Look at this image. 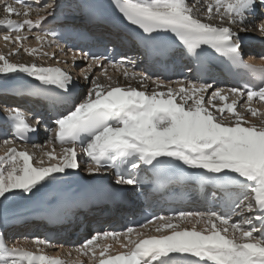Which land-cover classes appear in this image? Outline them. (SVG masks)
Listing matches in <instances>:
<instances>
[{
	"label": "snow or ice",
	"instance_id": "6c2138e0",
	"mask_svg": "<svg viewBox=\"0 0 264 264\" xmlns=\"http://www.w3.org/2000/svg\"><path fill=\"white\" fill-rule=\"evenodd\" d=\"M115 4L129 24L146 34V41L171 34L182 53L197 61L210 49L231 66L253 74L260 86L226 91L185 78L175 88L145 71L130 70L127 65L135 61L126 57L114 61L103 54L69 49L73 65L78 57L88 61L81 71L91 87L84 99L54 120L53 135L47 141L53 147L44 152L47 166L43 158L15 147L0 155V203L17 195H35L57 174L79 171L82 154L89 175L114 169L116 184L136 186L145 183L150 173L157 188L191 182L201 194L209 192L211 203L220 209L181 211L175 216H155L139 228L97 232L77 249L88 257V264H264V119L259 123L249 119L259 113L250 102H264V57L260 64L245 60L239 35L251 30L264 36V19L256 22L264 0H115ZM0 9L4 13L0 26L6 29L0 38L19 46L10 55L21 48L29 55L36 53L38 49L24 46L29 37L21 33H33L43 43L46 34L40 30L54 17V5L0 0ZM59 63L13 62L0 54V75L26 74L39 88L54 86L71 94L73 76ZM109 67L136 86L121 85L119 76L109 75ZM95 69L101 70L99 75ZM229 96L234 98L226 102ZM244 97L240 110L238 102ZM4 111L13 127V139H5L4 145L38 131L18 107ZM185 169L191 174H185ZM108 239L119 245L115 254L114 245L104 243ZM33 243L35 251L18 242L9 246L0 233V264H68L47 254L48 239L37 237Z\"/></svg>",
	"mask_w": 264,
	"mask_h": 264
},
{
	"label": "bare ground",
	"instance_id": "6f19581e",
	"mask_svg": "<svg viewBox=\"0 0 264 264\" xmlns=\"http://www.w3.org/2000/svg\"><path fill=\"white\" fill-rule=\"evenodd\" d=\"M43 1V2H42ZM62 2V3H61ZM44 4H53L54 5V15L57 14H62L63 12H68L69 14H72L74 18L80 17L81 13V6L76 3L73 0H40V5ZM77 11V13L73 12ZM4 16V13L2 9H0V19H2ZM13 19H23V17H12ZM32 19H35V14L32 15ZM51 17L48 18V20ZM81 18V17H80ZM261 19L260 16H256V22H258ZM47 20V21H48ZM42 29H44V24ZM6 31L5 28L0 26V36ZM41 31V30H40ZM100 31V30H98ZM22 35H27L29 38L24 41V46L28 48H36L38 49V54L34 55V60L33 55H29L24 51V53H19L15 55H10V52L13 50L14 47H19L18 45H13L12 43H6L2 38H0V54H4L8 57L9 60L13 62H22V63H32L36 62L38 64H42L44 66H56L57 61H60L59 65L60 67L64 68L65 64H68L71 68L74 69L76 73H78L77 78H73L74 84L72 87V90L74 92V103H79L80 102V97L84 87L86 85H90L89 82H86L82 76H79V74L82 75V69L86 67V64L88 61H85L81 58H77L75 65L72 63V54L69 51V49L61 51L60 48H49L48 44L49 41L47 38L44 40L46 41V47L41 46V42H38L35 40L33 33L30 32H23L21 33ZM42 34V33H41ZM241 35L250 37L252 39H256L253 37H260L256 39L257 41L252 44L251 46L249 44L243 45L242 46V52L245 53V58L247 60H253L255 57L253 56H263L264 55V36H261V34L257 31H247V32H240ZM15 35V34H13ZM98 35L109 38L107 36V30L104 29L102 32H100ZM262 37V39H261ZM114 41L110 39V43H113ZM40 44V46L38 45ZM6 49V52L3 50ZM23 51V48L20 49V51ZM79 50V49H75ZM120 51L126 53L127 55L132 54L133 58L136 59V64H128L127 67H129L130 70L133 71H145L149 75H151L153 78L159 77L160 79L166 81V82H171V86L178 88L180 85L177 83L180 80H183L182 76H174L172 78H164L162 77L157 70H155L152 66L145 65L144 58L142 57V53L139 52L135 46H121ZM47 52L49 55L45 56L43 53ZM52 53H55V57H52ZM127 55H123V57H126ZM139 57V59H137ZM48 60L47 62H45ZM64 61H67L68 63H64ZM257 62L260 64L262 62L261 58L257 59ZM70 63V64H69ZM187 70V79L188 80H194L192 77V74ZM71 72V70H68ZM100 69H95V74L99 75L100 74ZM109 75H112L114 79L116 77L119 78V83L121 85H125L127 83H132L134 86H136L135 81H125L122 76H120V73L116 72L114 69L109 67ZM30 78L26 76V74H9V75H0V87H10L13 85L16 86H21L23 90H28L30 89L27 86V83L25 82V79ZM101 80H104V77L101 76ZM210 83V82H208ZM216 88H223L227 89L225 87V84L222 82V84L216 83L214 84ZM91 87V85H90ZM20 88V87H19ZM39 85L36 86V91L38 92H43L42 88H39ZM211 91V90H209ZM83 94V93H82ZM72 95V91H71ZM82 97V95H81ZM85 96L81 98L84 99ZM3 101L4 103H8L10 107H18V108H26L29 109L30 111L28 112H33L35 113V118H40V125L38 126V131L35 135V139L27 145H17V144H9V145H4L3 141L8 138V134H3L0 136V155H4L5 151L9 147H15L19 151L27 150L29 153L33 154L37 159L43 158L45 161V165L49 163L48 158L44 156V152L50 151L53 147L52 144L47 143L49 140V137L53 135L52 129H54L55 124H54V119L50 117L49 114L41 113L42 109V103H39L37 100H32L28 98L27 96H23L20 98L16 97H5L0 95V102ZM226 102H231L230 99ZM217 103H224L217 101ZM246 103V97L242 98L240 102H238V106L240 110H243L244 104ZM251 103V106L253 108H256L259 110V112L262 110L264 113V102L259 101L258 99H254ZM71 107H64L62 108L64 112L66 113L68 110H70ZM3 109V107H0ZM5 113V112H4ZM249 119H251L254 123H259L261 119L263 118H253L249 116ZM45 125L47 126L45 129ZM55 151L56 154H59L61 151V145L57 142L55 143ZM43 148V151L41 149ZM79 159L81 160V169L79 171L75 170H67L66 173L64 174H57V179L52 181L51 183L46 184L43 188L40 189V191L36 192L35 195H32L30 197H24L21 195H17L15 197H9L8 200L3 201L0 203V232L2 230L5 239V243H9L10 239L12 244L18 242L20 247L26 248V249H31L33 251L36 250V246L33 243V241L39 237L40 239H46L42 233V228L44 229V222H39L37 219L29 222L30 218V213L31 209L34 206V203H38V205H44V206H61V205H66L69 201L66 199L65 195L69 194V191L77 186L80 185H86L89 183V176H85L82 174L83 168L85 165L83 164V161L86 159L82 154L79 156ZM55 163V161H52ZM137 190L136 192L142 193L143 196L148 197L145 191V187L143 184L136 185ZM193 198L196 200L197 194L195 191H191ZM208 195V193H207ZM208 202L203 203V202H198L197 200L195 201V204L190 206L188 209V212H194V211H206L209 208H213L216 210H220L218 206L211 207V197L210 195L207 196ZM137 202L135 201V204ZM146 203V202H145ZM137 205V204H136ZM143 206V205H142ZM136 208L135 212L140 211L139 209L142 207ZM102 209L99 208V210ZM97 210L94 208L84 210L82 208H77V210L73 214V219H70L69 223L73 224L74 226L76 224H79L78 220L79 218H82V222H87V228H86V233L84 235H80L77 237V239H74L73 236L70 233V237L67 236L66 238L63 239H55L54 241H51V244L49 246L45 247V251L47 252L48 255L50 256H58L61 259H64L68 262V264H88V257L84 256L80 252L77 251L78 247L83 244L87 239H90L95 233L97 232H103V231H113L110 228V223L111 222H116V225H121L122 220L119 217L122 213L125 212H130V210H123L122 208H116L111 210L110 213H115V215H109L107 217H102V210L100 212H96ZM7 216V217H5ZM29 220V221H24V220ZM234 220L239 219V217H233ZM21 220V221H20ZM124 220V219H123ZM19 221V222H16ZM16 222V223H15ZM80 222V223H82ZM93 222L94 225L91 226L90 223ZM158 223V222H157ZM12 224V225H11ZM9 225H11L9 227ZM105 227H104V226ZM190 226V225H186ZM7 227V228H6ZM153 228V225L149 226V229ZM147 231V230H144ZM120 232V231H119ZM156 234V233H152ZM85 237V240H82V238ZM50 241V240H49ZM67 241V242H66ZM104 243H109L113 244L114 247L112 249L113 254H115L116 251L120 250L119 245L115 244L111 239L105 240ZM99 252V249H97V253Z\"/></svg>",
	"mask_w": 264,
	"mask_h": 264
},
{
	"label": "rangeland",
	"instance_id": "374dc122",
	"mask_svg": "<svg viewBox=\"0 0 264 264\" xmlns=\"http://www.w3.org/2000/svg\"><path fill=\"white\" fill-rule=\"evenodd\" d=\"M257 38H260V37H257ZM261 39H262V37H261ZM41 44V46H45L46 47V41H43V43H40ZM40 44H38L39 46H40ZM8 47H6L3 51L4 52H6V49H7ZM19 53H24V51H20L19 50V52L17 53V54H19ZM39 52L37 51L36 53H34L33 54V60H34V55H36V54H38ZM48 60H46L45 62H47ZM70 64V63H69ZM64 67H65V69L68 71V70H71V74H72V76H73V78L75 79V78H77V76H78V73H76L75 71H74V69L73 68H71L70 66H68V64H65L64 65ZM79 76H82L81 74H79ZM90 88V85H86L85 87H84V89L83 90H81L82 91V93H81V95H82V97L83 96H86V94H87V91H88V89ZM212 91V90H211ZM211 91H209V92H211ZM81 95H79V99H80V101H81ZM234 97H231V96H229V99L230 100H232ZM261 109H264V108H261ZM260 113H263V111L261 110L259 113H258V116H257V118H263V116H261L260 115ZM45 161H46V159H45ZM47 162V161H46ZM83 171H85V172H82V174L83 175H85V176H89V177H91V175H89L87 172H86V170H85V167L83 168ZM5 217H7V216H5Z\"/></svg>",
	"mask_w": 264,
	"mask_h": 264
},
{
	"label": "water",
	"instance_id": "95a60500",
	"mask_svg": "<svg viewBox=\"0 0 264 264\" xmlns=\"http://www.w3.org/2000/svg\"><path fill=\"white\" fill-rule=\"evenodd\" d=\"M108 175V173H101V174H99V175H91V177H89V178H87V179H91V180H94V179H96L97 177L98 178H101L102 180H105V181H110V182H112L108 177H107V175ZM110 176V175H109ZM112 178V177H111ZM114 184H115V186H117V187H120V185H118V184H116L115 182H114ZM122 189V188H121Z\"/></svg>",
	"mask_w": 264,
	"mask_h": 264
}]
</instances>
